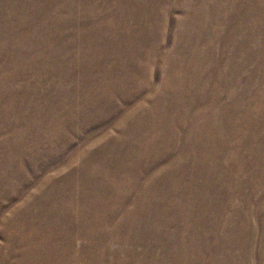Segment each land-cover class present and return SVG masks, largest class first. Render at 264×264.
Returning a JSON list of instances; mask_svg holds the SVG:
<instances>
[{
	"label": "rangeland",
	"instance_id": "rangeland-1",
	"mask_svg": "<svg viewBox=\"0 0 264 264\" xmlns=\"http://www.w3.org/2000/svg\"><path fill=\"white\" fill-rule=\"evenodd\" d=\"M0 264H264V0H0Z\"/></svg>",
	"mask_w": 264,
	"mask_h": 264
}]
</instances>
